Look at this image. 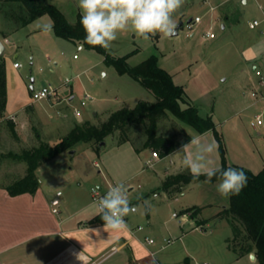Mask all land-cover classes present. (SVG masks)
<instances>
[{
  "label": "rangeland",
  "instance_id": "374dc122",
  "mask_svg": "<svg viewBox=\"0 0 264 264\" xmlns=\"http://www.w3.org/2000/svg\"><path fill=\"white\" fill-rule=\"evenodd\" d=\"M44 1L58 6L69 22H76L80 14L78 0ZM27 12L20 1L0 0L4 58L10 64L21 62L19 69L29 87L50 84L65 98L54 104V97L52 101L31 97L34 111L27 109L18 120L6 118L0 122V182L6 184L26 172V162L15 156L23 149L41 141L55 143L77 122L99 123L120 107H132L139 100H156L154 93L131 75L120 74L114 65L106 64L99 51L57 36L48 13L23 24ZM197 15L201 21L188 27L187 19ZM181 17L184 26L177 35L157 34L144 41L134 32L125 31L118 34L108 50L114 55L131 53L130 65L155 54L158 64L172 74L176 83L184 85L200 114L212 115L228 163L257 173L264 167V83L255 73V66L264 70V0H185L174 14L175 22ZM255 18L261 24L250 28L249 22ZM207 31H213L215 36H207ZM2 32L9 34L7 40ZM251 50L256 52L255 57ZM71 95L73 99L68 100ZM74 107L80 108V115L75 114ZM258 115L262 123L253 126L251 122ZM140 130L137 128L133 137ZM157 130L178 143L200 133L171 113L158 120ZM116 140L114 135L108 136L97 149L99 152L88 142L74 146L76 153L70 156L69 165L78 171L82 182L79 193L85 195V202L96 205L90 186L100 185L106 193L113 185L123 184L135 208L124 217L125 227L137 241L155 250L154 256L162 263L183 264L189 256L193 264H255L232 240L233 227L227 216L217 215L230 201L217 192L218 182L200 180L170 195L157 187L166 169L175 170V157L167 154L150 165L146 163L149 150L143 149L134 159L117 150ZM202 141L206 148L215 144V151L209 154L214 161L207 156V163L218 166L219 144L214 132L210 131ZM196 204L202 207L196 219L182 213ZM173 212L178 215L173 216ZM199 220L204 222L198 224ZM108 252L98 258V264H125L121 259L123 251L111 255Z\"/></svg>",
  "mask_w": 264,
  "mask_h": 264
},
{
  "label": "trees",
  "instance_id": "16d2710c",
  "mask_svg": "<svg viewBox=\"0 0 264 264\" xmlns=\"http://www.w3.org/2000/svg\"><path fill=\"white\" fill-rule=\"evenodd\" d=\"M20 1L27 9L22 23H27L34 18L48 13L53 19V29L57 36L68 40L81 42L90 49H95L103 55L106 64L114 65L120 74L128 73L141 85L151 90L156 96L155 101L139 100L134 106H123L112 111L108 117L99 123L84 121L75 123L70 131L55 143L41 141L30 149H23L15 156L27 164L23 176L6 185L8 191L15 195L22 192H34L39 184L35 174L36 168L44 161L53 158L59 153L73 149L79 142H88L99 149L100 142L114 135L117 141H130L139 150L149 147L157 151L160 156L169 154L178 145L191 139L188 137L181 143L172 137L158 134V120L168 117L171 113L176 118L192 125L198 132L213 131L219 144L221 165L219 168L234 167L242 169L247 177V185L238 195L230 196L229 205L222 212L230 220L233 229L232 240L239 245L243 252H255L260 264H264V167L257 173L235 163H228L225 155L223 140L217 130L216 122L211 114H200L198 106L188 98L185 87L176 83L172 74L158 64L157 56L152 54L137 65H130L128 58L131 53L114 55L99 46H91L84 42V31L79 23L80 14L75 23L68 21L58 6L44 0H15ZM7 102V78L5 59L0 56V111L4 116ZM141 128L137 137L132 133ZM206 180L204 175L194 178L189 170L178 171L169 175L162 183L160 189L170 195L182 191L193 181ZM219 180L214 177L211 182ZM202 207L191 206L183 209L195 218ZM104 223L100 215L90 219L88 224ZM204 222V221H203ZM199 220L198 224H202ZM127 264H171L162 263L158 259L148 257L143 261L130 260ZM183 264H193L191 258L186 256Z\"/></svg>",
  "mask_w": 264,
  "mask_h": 264
},
{
  "label": "crops",
  "instance_id": "0c3cea01",
  "mask_svg": "<svg viewBox=\"0 0 264 264\" xmlns=\"http://www.w3.org/2000/svg\"><path fill=\"white\" fill-rule=\"evenodd\" d=\"M2 34L7 40L9 34L5 32ZM82 47L81 45L80 48ZM251 55L255 57L256 52L251 50ZM15 61L10 64L5 60L7 102L4 116L0 111V122L6 118L18 120L24 117L25 110H35L31 93L32 88L37 87L33 84L30 87L26 85L19 69L21 65L14 66ZM70 97L68 100H71ZM64 98L63 94L58 93L53 103L59 104ZM52 99L53 97L49 100ZM209 132L210 130L196 133L194 136L190 134L189 141L178 145L169 153L175 157L177 166L174 171L165 170L161 184L157 188L160 189L169 175L188 170L184 167L185 158L206 149L202 139ZM116 145L119 152L124 151L134 159L143 149L149 150L150 155L146 163L153 159V150L149 147L136 150L130 141L119 143L117 140ZM92 148L99 152L95 147ZM74 153L71 154L66 150L40 164L35 170L39 184L34 192L27 191L13 195L6 188L7 184L0 182V264H93V261L98 260L104 253L108 251L110 253L113 246H116L117 250L110 255L123 251L121 259L125 264L130 260L141 262L148 257L156 258L154 256L156 251L137 241L134 234L126 227L112 229L105 227V223H87L97 215L98 209L90 201L85 202V195L79 193L82 182L78 179V171L74 165H69L72 160L70 156ZM208 156L214 161L213 157ZM162 157L164 156H160L159 159ZM219 159L218 166L221 165V156ZM157 160H154V163ZM214 165L211 164L209 167H218ZM197 182L193 181L187 186H193ZM61 185L64 186L63 190ZM97 187L102 186L97 185ZM92 188L90 186V192ZM58 190H62L60 196L62 206L59 205V212L55 213L52 211L51 201ZM226 198L228 202V197ZM200 205L196 204V206ZM226 205L224 204L223 207ZM191 218L196 219V217Z\"/></svg>",
  "mask_w": 264,
  "mask_h": 264
},
{
  "label": "clouds",
  "instance_id": "9594fccd",
  "mask_svg": "<svg viewBox=\"0 0 264 264\" xmlns=\"http://www.w3.org/2000/svg\"><path fill=\"white\" fill-rule=\"evenodd\" d=\"M184 2L185 0H78L79 23L85 33L84 42L108 50L113 41L117 40L118 34L125 31L134 32L144 41L157 34L170 36L176 28L174 14ZM213 151L215 144L207 145L205 150L186 157L184 167L194 178L204 175L206 182L218 177L216 189L222 197L238 195L247 185L246 173L234 167H209L207 156ZM95 204L105 227L112 229L125 227L124 217L135 211L123 184L110 187ZM247 255L250 261L259 264L255 252Z\"/></svg>",
  "mask_w": 264,
  "mask_h": 264
},
{
  "label": "built area",
  "instance_id": "2783aa9c",
  "mask_svg": "<svg viewBox=\"0 0 264 264\" xmlns=\"http://www.w3.org/2000/svg\"><path fill=\"white\" fill-rule=\"evenodd\" d=\"M201 21V16L197 15L195 17L192 18V20L190 22H186V25L190 28H192L193 24L196 23V22H199ZM261 24V20L260 19H253L249 22V27L250 28H257L258 26H260ZM206 35L209 36V37H214L215 36V33L213 31H207L206 32ZM21 63L19 61H15L14 62V66H20ZM255 73L260 76V82L261 83H264V70L259 68L258 66H255ZM253 94H255V92H253ZM32 98L33 100H39V99H43V98H51V97H57L58 95V90L57 88L55 87H52L50 84L49 85H43L41 87H38V88H32ZM87 97H90L89 94H86ZM82 105L85 104V100H82ZM74 112L76 115H80L81 114V110L79 107H74ZM262 123V120L260 118V116L258 115L256 121H252L251 124L253 126H256V124H260ZM152 157L154 160H157L160 158V155L157 151L153 150L152 151ZM153 159H150L148 160V163L151 165L154 163V160ZM104 194H106L105 192H102L101 188L99 187H93L92 188V198H93V201L96 202L98 201ZM62 195V190H58L56 191L55 193V196L52 198V211L57 213L59 212V205H60V196ZM185 214V213H184ZM174 216H177L178 214L176 212L173 213ZM139 228H142L141 226H139ZM148 241L149 242H153V238H148ZM117 250V247L116 246H113L110 250V253H113L114 251ZM110 253H107V255H110ZM154 254V253H152ZM105 255V256H107ZM104 256V258H105ZM100 261L99 260H96V261H93V264H98ZM204 264H209V263H204Z\"/></svg>",
  "mask_w": 264,
  "mask_h": 264
},
{
  "label": "water",
  "instance_id": "95a60500",
  "mask_svg": "<svg viewBox=\"0 0 264 264\" xmlns=\"http://www.w3.org/2000/svg\"><path fill=\"white\" fill-rule=\"evenodd\" d=\"M191 20H192V17H189V18L187 19L188 22H190ZM183 26H184V19L181 17V18L179 19V21L176 23V28H175V30H174V33H173L172 35H170V36H174V35L179 34L180 29H181ZM4 50H5V44H4V41H3V40L1 39V37H0V56L3 55ZM31 86H32V85H31ZM70 98L72 99L73 96H71ZM100 144H101V145L105 144V141H101ZM74 152H75V149H70V150H69V153H71V154L74 153Z\"/></svg>",
  "mask_w": 264,
  "mask_h": 264
}]
</instances>
